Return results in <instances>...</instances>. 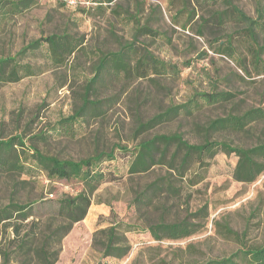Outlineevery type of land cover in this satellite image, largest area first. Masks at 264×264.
I'll return each instance as SVG.
<instances>
[{
    "label": "rangeland",
    "instance_id": "rangeland-1",
    "mask_svg": "<svg viewBox=\"0 0 264 264\" xmlns=\"http://www.w3.org/2000/svg\"><path fill=\"white\" fill-rule=\"evenodd\" d=\"M261 2L113 0L100 6L95 0H77L75 5L31 0L30 8L0 16V57H14L32 41L52 34H67L77 45L61 64L51 59L46 47L21 56V62L37 66L38 73L0 85V141L17 138L31 149L73 160L114 149L116 158L103 165L122 175L120 181L92 190L77 179L50 180L39 168L26 174L0 171V208L11 201L33 203L34 216L44 218L40 231L61 224L48 215L56 209V199L82 191L91 199L86 216L73 224L59 244L53 242V250H60L54 264H204L264 245V172L252 183L238 181L234 176L238 157L219 152L186 176L166 165L131 175L130 158L118 148L133 149L142 140L174 133L191 144H200L205 137L245 147L264 143V115L243 131H205L211 119L229 113L260 107L264 114V67L253 64L245 25L216 17L233 4L257 19ZM258 33L264 43V25ZM229 42L235 47L232 56L224 53ZM133 43L138 50L133 65L145 49L175 69L146 77L135 70L126 75L110 72L104 83L88 91L91 101L102 103V110L67 121L82 105L99 58ZM211 91L235 96L193 115L142 127L172 105ZM15 147L22 148L19 143ZM31 152L26 149V154ZM161 178L173 188L150 190L152 203L134 204L139 192ZM181 220L195 224L196 231L181 239L156 240L147 230L160 221ZM119 223L123 226L117 232L125 241L118 245L127 247L128 253L122 258L106 257L107 231ZM17 243L12 228L0 227V264H45L37 253L38 240L26 254L14 253ZM5 251L11 257L4 258Z\"/></svg>",
    "mask_w": 264,
    "mask_h": 264
},
{
    "label": "trees",
    "instance_id": "trees-1",
    "mask_svg": "<svg viewBox=\"0 0 264 264\" xmlns=\"http://www.w3.org/2000/svg\"><path fill=\"white\" fill-rule=\"evenodd\" d=\"M95 1L103 6L102 3H111L113 0ZM30 2L31 0H0V16L7 18L16 15L30 8L32 6ZM224 16L245 25L253 64L257 68L264 67V43L260 41L258 33V28L264 25V4L262 2L259 4L257 19L250 17L233 4L230 5L227 12L223 11L216 14L217 18ZM43 47L47 48L51 59L57 64L65 62L77 49L75 39L67 34H52L32 41L14 57H0V85L17 82L22 78L37 74V66L28 63L23 64L20 58ZM234 49L233 44L229 42L225 46L224 53L232 56ZM137 53L138 50L133 43L124 45L117 52H110L101 56L95 66L94 77L90 80L84 94L82 105L72 117L66 120L74 121L90 111L102 110V103L91 101L88 97V91L97 84L104 83L106 75L110 72L126 75L133 73L135 70L139 77H146L167 70L169 67L175 69V65L159 59L145 49L139 53V57L133 65L132 61ZM234 96V93L228 91L197 92L186 103L172 105L149 119L146 124H142V127H153L181 114L193 115L206 105L226 103L233 100ZM263 115V109L260 107L251 108L243 114L229 113L211 119L207 123L205 131L207 133L211 131H243L252 122L263 118ZM16 140L19 139L13 138L0 141L1 172L26 174L33 168H39L45 172L46 177L50 180L77 179L92 190L105 182L121 180L122 175H118L113 169L103 165L105 161L116 158L114 149L109 152H99L79 160L59 159L44 154L37 149H31L21 140L19 142H16ZM18 143L22 146L21 150L15 147ZM118 148L120 152L130 158L128 173L131 175L149 172L156 165H166L179 175L186 176L194 166L207 165L208 161L219 152L234 153L238 157L234 171V176L238 181L252 183L264 172V143L245 147L234 145L225 140L216 141L205 137L202 143L191 144L184 140L182 135L174 133L158 134L152 138L142 140L133 149L124 146H118ZM26 149H30L32 152L26 154ZM30 157L32 158L31 162H29ZM193 175L195 176V173ZM160 183H163L164 187ZM172 188V183L167 182V179H157L149 184L144 191L139 192L133 202L136 205H142L145 202L152 203L154 199L148 195L150 190H171ZM55 201L57 207L48 215L61 220V224L45 231H40L44 218L43 215L34 216L36 211L33 203L11 201L0 208V227L3 231L12 228L14 240L18 242L13 250L14 253L26 254L35 241L38 240L40 246L37 248V253L39 257L45 264L55 263L60 250H53V242L57 241V244H59L61 239L71 230L73 224L86 216L91 205V199L82 191L76 195L56 199ZM42 202L45 201H40V203ZM32 216L34 217L26 222ZM122 226L123 223H119L108 229L107 241L104 243V256L122 258L128 253L127 247L118 245L125 241V239L120 240L117 232ZM26 227L28 229L24 231ZM147 230L156 240L164 238L181 239L192 235L196 231V225L184 220L170 223L160 221L149 225ZM10 254V252L5 251L4 258L11 257ZM204 264H264V245L250 249H239L229 256L211 259Z\"/></svg>",
    "mask_w": 264,
    "mask_h": 264
},
{
    "label": "built area",
    "instance_id": "built-area-1",
    "mask_svg": "<svg viewBox=\"0 0 264 264\" xmlns=\"http://www.w3.org/2000/svg\"><path fill=\"white\" fill-rule=\"evenodd\" d=\"M65 2H67V4L69 5H75L77 3V0H63Z\"/></svg>",
    "mask_w": 264,
    "mask_h": 264
}]
</instances>
